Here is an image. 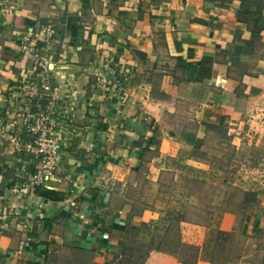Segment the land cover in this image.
Masks as SVG:
<instances>
[{
  "label": "crops",
  "instance_id": "obj_1",
  "mask_svg": "<svg viewBox=\"0 0 264 264\" xmlns=\"http://www.w3.org/2000/svg\"><path fill=\"white\" fill-rule=\"evenodd\" d=\"M43 25L55 28L57 92L45 105L61 132V160L34 196L16 191L23 167L34 170L39 158L0 134V264H53L60 248L118 262L123 235L151 219L139 175L148 195L164 152L196 163L208 132L263 99L264 0H0V126L24 141L16 112L37 67L17 46ZM108 58L123 99L95 86L91 71ZM245 232L254 248L240 264H264V203Z\"/></svg>",
  "mask_w": 264,
  "mask_h": 264
},
{
  "label": "rangeland",
  "instance_id": "obj_2",
  "mask_svg": "<svg viewBox=\"0 0 264 264\" xmlns=\"http://www.w3.org/2000/svg\"><path fill=\"white\" fill-rule=\"evenodd\" d=\"M256 106L208 132L196 163L182 165L178 151L164 152L148 195L138 191L139 175L136 192L152 206L151 219L123 235L118 262L60 248L53 264H240L254 248L246 219L264 203V97ZM193 120L184 121L194 127Z\"/></svg>",
  "mask_w": 264,
  "mask_h": 264
},
{
  "label": "built area",
  "instance_id": "obj_3",
  "mask_svg": "<svg viewBox=\"0 0 264 264\" xmlns=\"http://www.w3.org/2000/svg\"><path fill=\"white\" fill-rule=\"evenodd\" d=\"M55 35L53 25H43L37 31H30L20 38L17 46V56L24 60H31L37 67L26 80L23 87L25 106L16 112V118L20 122L27 140L12 133L6 125L0 126V134L7 135L14 149L19 152L25 151L39 158L35 169L28 172L26 167L23 171L28 175L25 182L16 191H24L34 196L37 188L47 186L56 172L61 160L63 139L61 132L56 129L48 117V108L45 102L52 99V94L57 88L52 84L54 71L53 58L50 53V45ZM95 86L105 95L124 98L123 79L114 68L113 59H105L95 65L91 71ZM23 229L28 225L23 223ZM20 254L30 257L25 249Z\"/></svg>",
  "mask_w": 264,
  "mask_h": 264
},
{
  "label": "trees",
  "instance_id": "obj_4",
  "mask_svg": "<svg viewBox=\"0 0 264 264\" xmlns=\"http://www.w3.org/2000/svg\"><path fill=\"white\" fill-rule=\"evenodd\" d=\"M124 253V252H123Z\"/></svg>",
  "mask_w": 264,
  "mask_h": 264
}]
</instances>
